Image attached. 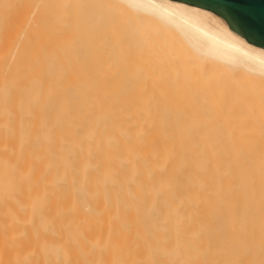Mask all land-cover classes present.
Here are the masks:
<instances>
[{"label": "bare ground", "instance_id": "1", "mask_svg": "<svg viewBox=\"0 0 264 264\" xmlns=\"http://www.w3.org/2000/svg\"><path fill=\"white\" fill-rule=\"evenodd\" d=\"M96 1L0 0V264H264V49Z\"/></svg>", "mask_w": 264, "mask_h": 264}, {"label": "water", "instance_id": "2", "mask_svg": "<svg viewBox=\"0 0 264 264\" xmlns=\"http://www.w3.org/2000/svg\"><path fill=\"white\" fill-rule=\"evenodd\" d=\"M196 6L221 17L247 43L264 49V0H172ZM241 16L246 23L241 24Z\"/></svg>", "mask_w": 264, "mask_h": 264}, {"label": "rangeland", "instance_id": "3", "mask_svg": "<svg viewBox=\"0 0 264 264\" xmlns=\"http://www.w3.org/2000/svg\"><path fill=\"white\" fill-rule=\"evenodd\" d=\"M95 3H97V4H99V5H103V9L105 8L106 10H107V12H109V13H114V11L115 10H113L112 8H111V5L110 4H108L106 1H104V0H97ZM12 8V7H11ZM11 8H10V12L11 13H13V14H10V12H9V17H11L12 18V16H16V18L14 17V20L15 19H18L19 20V14L16 12V9H14V7L12 8V11H11ZM14 9V10H13ZM27 13L30 11V9L29 8H27ZM11 15V16H10ZM131 16L132 15H130L129 13H126L122 8H120L119 7V30L121 31V30H125L126 28L127 29H134V30H136L137 28L139 29L140 28V30L141 31H144V33H145V35H147V36H149V37H153V38H157L158 40H161V41H164L165 40V42L167 43H170L171 41H168L167 39L169 38V35L167 34L166 35V33L163 31V32H161L162 30H160L159 31V29H158V27L156 28V26H153V25H149L148 27H147V25H145V26H136V24L137 23H140V21H138V19H136L135 17H134V19L135 20H133V18H131ZM21 17V16H20ZM133 17V16H132ZM9 20H10V18H8ZM13 19V18H12ZM21 19V18H20ZM136 20L138 21V22H136ZM21 21H22V19H21ZM25 21V20H24ZM136 23H135V22ZM11 22H12V20H11ZM10 22V23H11ZM18 22H20V20L18 21ZM21 23V22H20ZM24 23V22H23ZM22 24V23H21ZM150 26H151V28H150ZM153 27H154V29H153ZM20 28H21V25H20ZM153 29V30H152ZM20 29H17V32L16 33H13V32H11V33H9L6 37L9 39V41L6 39L5 41L6 42H9L8 44L6 43V46L7 45H9L10 44V40L12 41L11 43H13V44H15V45H13V46H15L16 48H17V46L18 45H20V43H21V37H22V35H21V37L19 36L21 33H19L20 31H19ZM156 30V31H155ZM19 31V32H18ZM19 33V34H18ZM162 33H164L166 36H168V37H166L167 39H165V35L164 34H162ZM23 37H24V35H23ZM13 38V39H12ZM14 39H15V42H14ZM163 39V40H162ZM170 39H172L171 37H170ZM4 43V42H3ZM172 43H174V42H172ZM171 43V44H172ZM3 45H5V43L3 44ZM3 45H1V46H3ZM11 45V44H10ZM8 47H10V46H8ZM15 47H11V48H13V50L15 51L16 50V48ZM19 47V46H18ZM19 50H20V47H19V49H18V51L16 52V53H18L19 52ZM7 51H8V48H7ZM14 51H11V49L9 50V52L8 53H15ZM24 51V50H23ZM179 51H181L180 49H179ZM20 52H21V50H20ZM183 52V51H182ZM182 52H181V54H182ZM11 55H13V54H11ZM207 74H209V75H211L212 77H214L215 76V74H214V72H212V71H208L207 72Z\"/></svg>", "mask_w": 264, "mask_h": 264}, {"label": "snow or ice", "instance_id": "4", "mask_svg": "<svg viewBox=\"0 0 264 264\" xmlns=\"http://www.w3.org/2000/svg\"><path fill=\"white\" fill-rule=\"evenodd\" d=\"M240 22H241V24L246 23V22H247V21H246V18H244L243 16H241V20H240ZM262 62H264V61H262Z\"/></svg>", "mask_w": 264, "mask_h": 264}]
</instances>
